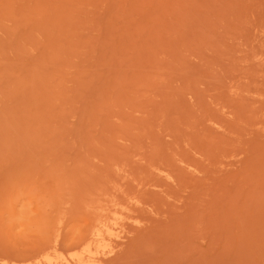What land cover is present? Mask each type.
<instances>
[{
    "label": "rangeland",
    "instance_id": "rangeland-1",
    "mask_svg": "<svg viewBox=\"0 0 264 264\" xmlns=\"http://www.w3.org/2000/svg\"><path fill=\"white\" fill-rule=\"evenodd\" d=\"M44 254L264 264V0H0V261Z\"/></svg>",
    "mask_w": 264,
    "mask_h": 264
},
{
    "label": "bare ground",
    "instance_id": "bare-ground-1",
    "mask_svg": "<svg viewBox=\"0 0 264 264\" xmlns=\"http://www.w3.org/2000/svg\"><path fill=\"white\" fill-rule=\"evenodd\" d=\"M99 237L101 236V238H104V235L99 233L98 234ZM87 250V249H86ZM88 251V250H87ZM89 252V251H88ZM88 255V257H93L94 254L89 252V253H86ZM86 254H77L74 256V260L75 262H81L85 257H86ZM39 255V254H38ZM36 256V255H35ZM33 256V257H35ZM33 257H31L30 259H32ZM36 259V262L32 261V260H25V261H14V262H8L9 260H5V259H2V261H0V264H53V259H51L48 254H44V255H40L39 256H36L35 257Z\"/></svg>",
    "mask_w": 264,
    "mask_h": 264
}]
</instances>
